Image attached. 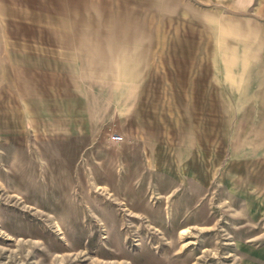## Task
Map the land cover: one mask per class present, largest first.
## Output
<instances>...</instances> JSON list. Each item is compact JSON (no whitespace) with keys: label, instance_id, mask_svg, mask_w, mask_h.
<instances>
[{"label":"rangeland","instance_id":"rangeland-1","mask_svg":"<svg viewBox=\"0 0 264 264\" xmlns=\"http://www.w3.org/2000/svg\"><path fill=\"white\" fill-rule=\"evenodd\" d=\"M0 264H264V0H0Z\"/></svg>","mask_w":264,"mask_h":264},{"label":"crops","instance_id":"crops-1","mask_svg":"<svg viewBox=\"0 0 264 264\" xmlns=\"http://www.w3.org/2000/svg\"><path fill=\"white\" fill-rule=\"evenodd\" d=\"M128 36H129V33L125 37V39L128 38ZM102 38L105 39L106 37H102ZM117 52H118V54H114V52L112 50H109V51H106L104 53H100L99 56H100V58H102V61H99V63L106 64L107 59L109 60L111 56H115L118 58L117 66L126 65V63H128V61L124 60V56H126V55L123 54V49H118ZM144 56H145V54H144ZM118 69H120V68H118ZM124 69H126V68H124ZM124 69H123V71H124ZM143 69L146 70V67ZM123 76H120V79L122 80L120 82L121 83L125 82L126 85L122 84V87H125V86H127L128 83H126L127 81H123ZM141 81L142 80L140 78H138L136 81L132 80V81H130L129 87H126L127 91H126V93H124L123 99L128 100L129 102L126 103L125 106L123 105L120 110H118V112L120 113V116H123V114H126V115L130 114L131 116H133V114L135 115L136 107L139 110L138 103H139L140 93H141V89L144 86L143 82H141ZM115 134H117V133H115ZM114 141L119 142L117 140H114Z\"/></svg>","mask_w":264,"mask_h":264},{"label":"built area","instance_id":"built-area-1","mask_svg":"<svg viewBox=\"0 0 264 264\" xmlns=\"http://www.w3.org/2000/svg\"><path fill=\"white\" fill-rule=\"evenodd\" d=\"M111 137H112V139L117 140V141H120V140H122L124 138L123 135L119 134V133H117V134L113 133L111 135Z\"/></svg>","mask_w":264,"mask_h":264}]
</instances>
